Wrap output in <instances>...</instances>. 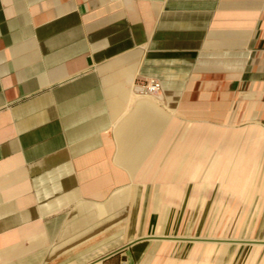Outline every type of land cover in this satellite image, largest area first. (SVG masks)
<instances>
[{
  "label": "crops",
  "instance_id": "1",
  "mask_svg": "<svg viewBox=\"0 0 264 264\" xmlns=\"http://www.w3.org/2000/svg\"><path fill=\"white\" fill-rule=\"evenodd\" d=\"M0 264H264V0H0Z\"/></svg>",
  "mask_w": 264,
  "mask_h": 264
},
{
  "label": "built area",
  "instance_id": "2",
  "mask_svg": "<svg viewBox=\"0 0 264 264\" xmlns=\"http://www.w3.org/2000/svg\"><path fill=\"white\" fill-rule=\"evenodd\" d=\"M161 88V83L160 81L156 80V79H149V80H145L142 84H141V90L140 93L141 94H153L157 91H159Z\"/></svg>",
  "mask_w": 264,
  "mask_h": 264
}]
</instances>
